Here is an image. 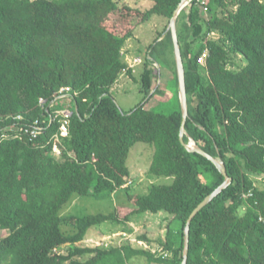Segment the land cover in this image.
<instances>
[{
    "label": "trees",
    "instance_id": "1",
    "mask_svg": "<svg viewBox=\"0 0 264 264\" xmlns=\"http://www.w3.org/2000/svg\"><path fill=\"white\" fill-rule=\"evenodd\" d=\"M182 1L153 0L143 10L118 0H0V231L6 232L0 264H129L136 256L182 264L190 215L226 179L212 160L187 148L191 138L224 162L232 182L192 219L187 264H264V0H190L180 12L189 109L184 142L167 28L150 45L148 62L162 70L146 68L144 99L123 111L112 93L123 72L134 75L124 47L137 27L155 16L171 21ZM165 66L173 67L177 86L170 113L147 107ZM64 87L72 97L57 101ZM41 98L73 110L59 156L52 140L58 122L46 123L35 138L2 139L11 124L49 116ZM138 142L155 148L150 174L172 183L132 192L127 159ZM119 190L129 205L61 215L75 195L103 200ZM143 213L172 217L161 251L130 241L82 244L107 222L132 232V216Z\"/></svg>",
    "mask_w": 264,
    "mask_h": 264
},
{
    "label": "rangeland",
    "instance_id": "2",
    "mask_svg": "<svg viewBox=\"0 0 264 264\" xmlns=\"http://www.w3.org/2000/svg\"><path fill=\"white\" fill-rule=\"evenodd\" d=\"M121 5H130L135 8L147 10L153 4V0H118ZM170 20L161 16H155L151 21L137 27L134 35L127 41L124 47V59L133 68V76L127 72L120 75L118 82L113 87V96L118 106L123 111H129L137 106L146 96L144 85V72L146 68H158L162 70L158 62H148L150 57V45L156 37L166 28L168 31ZM166 37V33L161 39ZM170 58H175V50L169 53ZM176 59V58H175ZM153 61V60H152ZM242 62V63H241ZM240 63H244V58H240ZM236 68V67H232ZM163 76L158 80V94L149 100L147 107L155 108L158 111L170 113L178 105L177 86L174 70L172 66H165ZM153 89V91H156ZM148 94V93H147ZM64 101L58 106H64ZM57 106V107H58ZM155 148L146 142H138L129 153L127 164L132 172L133 193H147L153 184H170L172 177L156 176L149 172V167L154 157ZM58 155V154H57ZM59 156V155H58ZM128 196L125 190H119L111 198L99 200L94 196L75 195L73 199L61 210L63 217L75 215H89L98 213H111L118 206L129 205ZM172 217L166 213H143L133 215L129 226L132 232L123 231L124 225L113 222L104 223L91 230L88 238L82 243L87 246H99L104 242L130 241L133 246L141 248H151L153 251H161V242L165 240L168 226ZM5 235V231H0ZM146 235L149 240L141 239ZM129 264H149L147 258L143 256L133 257Z\"/></svg>",
    "mask_w": 264,
    "mask_h": 264
},
{
    "label": "water",
    "instance_id": "3",
    "mask_svg": "<svg viewBox=\"0 0 264 264\" xmlns=\"http://www.w3.org/2000/svg\"><path fill=\"white\" fill-rule=\"evenodd\" d=\"M190 0H183L177 10L174 13L173 18L170 21V25L168 31H171L172 38L174 42V50H175V58H176V65H177V73H178V80H179V91H180V99L182 104L183 110V123L181 127V140L184 142V136L186 134L185 124L189 116V109H188V95H187V87H186V74H185V66L182 57L181 46L179 43V36H178V28H177V18L182 11V9L189 3ZM161 73V70H160ZM187 148L191 151H197L204 156L208 157L212 160L222 174L225 176V181L221 184L218 188H216L210 195H208L192 212L190 215L186 229H185V251H184V259L182 264H187L188 261V253H189V243H190V224L192 219L200 212L207 204H209L218 194L222 192L224 188H226L231 182L232 178L228 175L227 169L225 164L222 160L213 157L211 154L203 150L201 147L197 145L194 139L191 138L190 142L186 144Z\"/></svg>",
    "mask_w": 264,
    "mask_h": 264
},
{
    "label": "built area",
    "instance_id": "4",
    "mask_svg": "<svg viewBox=\"0 0 264 264\" xmlns=\"http://www.w3.org/2000/svg\"><path fill=\"white\" fill-rule=\"evenodd\" d=\"M206 53L201 57L200 61L205 62ZM71 88L70 87H64L58 94L57 101L58 100H65L70 97H72L71 94ZM47 100L45 98H41L40 104L41 106L47 110L50 114L49 116H46L44 119H36L34 122H32L30 125L27 126H19L17 124H11L7 126V128L3 131L2 139H8V138H24L25 134L30 135L32 138L38 137L42 131L45 129V124L48 123L50 126L54 125L55 122H58L59 125L57 127V130L55 131L52 140H54V151L56 154L61 155V148L60 145L62 143V136H68L70 131V123L71 118L73 116V110L70 107V103H67L64 107L62 106H54V102L47 104ZM23 117L18 116L17 119L21 120ZM1 121V118H0ZM126 233V232H125ZM115 242H104L105 246H110ZM120 243V242H118ZM99 245V246H101Z\"/></svg>",
    "mask_w": 264,
    "mask_h": 264
}]
</instances>
